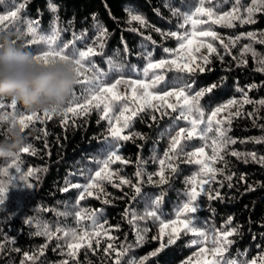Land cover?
Segmentation results:
<instances>
[{"label": "trees", "instance_id": "16d2710c", "mask_svg": "<svg viewBox=\"0 0 264 264\" xmlns=\"http://www.w3.org/2000/svg\"><path fill=\"white\" fill-rule=\"evenodd\" d=\"M24 2L25 0H5L4 4H0V14H5L14 5ZM49 3L57 7L55 14L49 10ZM250 3L251 0H240L241 14H244L243 9ZM234 4L235 0H209L205 6L212 7L217 14H223L230 11ZM197 6L198 0H27L25 9L20 13V21L11 29L25 32L26 21H38V32L50 35L53 19L58 17L56 27L61 30L59 43L62 45L71 41L73 34H84L83 39L76 42V47L83 50L87 45H93L97 36L96 24L99 23L107 30L108 36L104 42L103 54L92 57V62L104 73H109V60L122 67V71H114L105 76L104 83L110 84L123 78L127 81L143 80L151 84L154 75H160L163 79L149 89L157 95L186 84L192 86L193 92L217 85L200 101L206 114L229 100H240L242 93L238 89L247 92L252 101L264 100V72L257 71V60L264 58V43L241 38L234 46L231 44V40L249 32L256 33L257 39H264L261 36L264 33V12L255 14V23L241 24L236 21L233 27L212 23L207 17H200L205 23L198 24L196 31H215L218 38L213 40L211 37L192 36L194 30L190 23L183 28L179 27L183 23V14H191ZM174 9L181 15H174ZM130 13L141 15L148 26L142 27L137 22L129 23ZM155 29L181 35L187 30L193 43L187 45V41L164 38ZM31 39L30 36L23 37L26 50L35 55L47 50L43 42L27 43ZM182 42L186 44L184 49L180 47ZM208 43L216 49L215 53L208 52ZM249 44L259 54L256 59L251 53L242 56V49ZM224 45H228V48ZM197 47L199 51H196ZM165 48L171 51L165 52ZM190 57H195L196 62L202 64L205 70L191 74L180 71L176 65L183 67L186 61H190ZM203 57H208V63L204 64ZM149 59L152 62L161 59L175 60L176 65L149 70L146 76L144 69ZM244 60L247 61L246 64L242 63ZM249 85L256 87L249 90ZM118 90L129 99L114 105L109 119H101L102 108H93L87 114L76 116L68 113L66 123L63 112L45 119L43 111H37L41 119L34 120L22 133L21 146L30 145L34 154L20 153L21 171L26 173L29 168L34 170V174L27 178L31 188L25 186L20 173L12 168H9L12 177L9 182L2 172L12 159L0 157V183L7 187L6 202L0 205V264H21L25 260V253L37 257L34 262L26 261V264H62L65 260L69 264H115L121 246L128 249L121 257V264H129V261H139L149 256L159 247L161 241L154 237H159L162 224L167 225L176 219V213L188 199L191 186L187 181L197 174L199 165L188 163L185 154L171 161L166 159L170 135H175L180 127L188 126L184 120H174L178 113L171 109L162 116L163 108L158 111L145 106L132 118L130 126L122 130L123 135L132 138L126 141L113 140L109 130L113 125L121 126L122 122L117 124L116 120L120 112L125 107L132 111L140 108L131 99L129 84H120ZM142 91L138 89V92ZM84 94L81 85L75 84L63 109L77 98L83 103ZM167 99L175 102L173 97ZM9 102L0 100L5 105ZM151 103L160 105L163 102L153 100ZM10 111L2 108L0 115H6ZM231 111L235 112L236 108L233 107ZM241 111L240 116L232 118L230 125H224L230 129L227 135L236 143L228 145L223 153L224 162L214 165L223 169V172L217 173L215 179L205 185V191L196 201L197 212L189 215L196 227L210 234L213 229H238V234L230 237L233 243L224 254V260L251 264L253 259L264 256V165L251 158L246 162L243 154L255 153L258 158L264 157V142H255L256 139L264 141V106L244 104ZM30 113L17 105V116ZM227 115V112L221 113V117ZM9 127L10 122L0 123V144L10 142L7 134ZM210 145L211 139L205 146L204 141L196 138L185 141L183 151L188 153L205 146V153L211 156ZM19 149L14 152L18 153ZM116 149L126 162L115 161L109 165L113 175L111 181L101 182L104 194L93 189L95 195H86L84 200H79L82 189L62 191L69 183H87V176L99 170L103 160ZM233 151L242 154L240 158L231 155ZM162 159L165 160L166 183H160V176L156 175L161 169ZM169 163L175 165V172L168 167ZM138 171L141 173L139 176ZM228 176L232 179L228 180ZM121 178L130 181V184L120 185ZM136 187L140 188L139 193L136 192ZM216 193H219L218 198L209 199V195L215 196ZM105 199L108 203L103 202ZM157 200L159 204L155 203ZM150 210L156 211L158 218L137 219L130 223L133 213L137 217H143ZM78 212H96L95 224L108 229L113 239L108 240L102 235L97 245L93 238L91 247H81L76 256L70 258L66 253L71 237L65 239L61 232L57 233L60 239L49 240L44 235L36 234L45 225L52 231L58 227L75 231L77 236L83 235L85 231L92 232L94 222L85 218L78 221ZM229 217L231 223L226 224ZM138 229L144 238L140 244H137ZM170 230L172 226L165 228L166 233L171 232ZM193 239L198 238L192 233H182L175 244L166 247L157 256H149L145 264H184L190 258L191 264H203L204 260L211 258L213 245L211 241L203 245H192ZM109 243L114 250L106 253L104 249ZM200 247L208 249L203 257L195 255Z\"/></svg>", "mask_w": 264, "mask_h": 264}, {"label": "snow or ice", "instance_id": "6c2138e0", "mask_svg": "<svg viewBox=\"0 0 264 264\" xmlns=\"http://www.w3.org/2000/svg\"><path fill=\"white\" fill-rule=\"evenodd\" d=\"M27 0L24 3H19L14 5L12 10H8L5 14H0V31L10 30L17 22L20 21V13L25 9ZM5 0H0V4H4ZM209 3V0H198V6L195 8L194 12L191 14H183V23L179 27L183 28L187 24H191L192 36L199 37H211L213 40L217 39V33L215 31H196L197 25L205 23L200 17H207L212 23L221 24L226 27H233L234 22L239 21L241 24H251L255 23L254 16L258 12H264V0H251L250 5L243 9L244 14H241V4L240 0H235V4L230 11H226L223 14H217L212 7H206L205 5ZM49 10L52 13L58 11L57 7L49 3ZM174 15H181L178 10H173ZM130 19L129 23L137 22L142 27H147V21L138 14H129ZM58 17L53 19V27L50 35L40 34L38 32L39 22H33L31 20L26 21V31L22 32L23 36L32 37L31 40H28L27 43H38L43 42L47 46V50L42 51L40 54L35 55L37 61H42L47 64L50 59H60V60H70L74 65V72L76 76L75 83L81 85L84 89V95L82 97L83 103H80V98L74 100V102L67 108L63 109V114L65 116L64 123L67 122V114L72 113L74 116L87 114L93 108L101 109L103 115L101 119H109V113L113 111L114 105L117 103L126 101L129 97L125 94H121L118 90V86L122 83L129 84L131 87V99L140 105V108L137 111H132L130 108L125 107L121 112L120 116L116 118L117 124H121L120 127L113 125L110 128V136L113 140L116 141H126L132 137L129 135H123L122 130L130 126V121L133 117L137 115L138 111L144 109L145 106H151L156 110L161 108L164 111L161 112V115L167 114V110L171 109L172 112L178 113L174 120H184L187 127H180L176 131L175 135H170L169 149L165 152V157L167 160L171 161L172 159L178 157L181 154H185L188 157V163H195L199 165V171L196 175L191 177L187 183L191 186L188 192V199L183 204V206L176 213V219L169 222V224H162L160 228L159 237H154V239H159L161 241L159 247L151 252L149 256H157L162 252L166 247L171 246L176 243L182 233H192L198 239H193L191 241L192 245H203L207 241H211L213 247L211 248V258L204 260L203 264H239L237 260H224V254L229 250V247L232 245L233 241L230 239L235 234H238V229L236 228H223L220 230L213 229L211 234L208 231L201 230L195 226L193 218L189 214L197 212L196 201L198 197L205 191V185H207L211 180H214L217 173H222L223 169H218L214 165L217 162H224L223 153L227 150L229 144H234L236 141L227 135L229 128L225 127V123L231 124L232 118L235 116H240L242 114V108L244 104L255 103L260 106H264V100L252 101L248 97V93L243 89H238L242 93V98L240 100L232 99L226 102L225 104L216 107L211 111L210 114H206L201 106V99L205 97L208 93L212 92V89L217 85H212L207 88H202L199 91L193 92L192 86L186 84L181 88H174L171 91L164 92L163 95H157L151 91L150 88H154L160 80L163 79L160 75H154L152 78V83H146L143 80H132L127 81L123 78L116 79L113 83H104L103 78L109 73L114 71H122L120 65L114 64L111 60L107 61L109 64V73H104L96 68L95 64L92 62V57L97 55H102L104 42L108 36L107 30L103 25L97 23V36L93 42V45H87L85 49L81 50L76 47V42L83 39L84 34L76 36L73 34V39L67 43L60 44L59 37L61 30L56 27L58 23ZM135 30V29H132ZM159 32L164 38L173 37L181 41H187V45L193 43L192 38L187 34L181 35L177 32L163 33L160 29H155ZM264 36V33L261 34ZM151 39V37H147ZM241 38L250 39L258 43H264V39H257L256 33H246L242 36H238L235 39L231 40V44L234 46L237 41ZM155 43V41H153ZM181 49L186 47L185 43H181ZM225 48H228V45H224ZM99 49V50H97ZM127 50V49H125ZM208 52L215 53L216 49L211 43L207 44ZM165 52H170V49L165 48ZM196 51H199V48H196ZM251 53L253 58L258 57V53L252 48L251 44L244 46L242 49V56ZM204 64L208 63V57H203ZM242 63H247L246 60ZM257 71L264 72V58L257 60ZM171 65H176L175 60L161 59L159 61L152 62L149 59V63L144 69V73L147 76L149 70L154 69H163ZM180 71H187L188 73H195L196 71L203 72L205 69L202 64L196 62L195 57H190V61H186L181 67L176 65ZM91 72V75L89 73ZM256 87V85H249V90ZM138 89H142V92H138ZM175 98V102H169L167 98ZM153 100L162 101L160 105L152 104ZM235 107L236 111L232 112L231 109ZM7 108L11 111L6 115H0V123L10 122L11 125L18 126L20 131L23 133L34 120H40L41 115L37 112H31L30 114H20L16 115L17 104L15 102H9L7 105L0 103V109ZM227 112L228 115L221 117V113ZM130 113V115H126ZM53 113L47 110L43 111V118L51 119ZM252 115V114H250ZM155 119V117H153ZM214 134V135H213ZM199 138L205 142L207 146V141L211 139V150L212 155L208 156L205 153V146L196 148L192 152L184 153V142ZM257 143L264 142L261 139H256ZM20 153H33L34 149L29 146H23L19 149L18 153H11L7 157L12 159V162L8 164L6 168L3 169L2 175L8 177L9 182L12 177L9 174V168L15 169L16 172L20 173V178L24 180L25 186L31 188L32 185L27 183V178L34 174V170L29 168L26 173L21 171L20 168ZM231 155L240 158L242 154L235 151L231 152ZM245 161L247 162L248 158H251L253 161L264 165V157H257L255 153L243 154ZM115 161L126 162L122 160V157L118 154V149L112 150L110 154L103 160L102 167L99 170L95 171L94 174L87 176V183L81 184H71L69 183L62 191H69L70 188L82 189V192L79 196V200H84L85 196H93L95 193L93 189H98L101 194H104V189L101 186V182L112 180V172L109 169V165ZM161 169L156 175L160 176V183H166L164 177V165L165 160H160ZM168 167L171 168L173 172L177 169L175 165L169 163ZM83 174V173H81ZM141 175L138 171L137 176ZM151 179V177L149 178ZM228 180H231L232 177L228 176ZM130 184V181L121 178L120 185ZM119 186V185H114ZM231 186V185H229ZM199 189V190H198ZM136 192L139 193L140 188H135ZM219 197V193H216L215 196L209 195V199H216ZM99 198V196H96ZM7 199V187L0 183V205H4ZM104 203H108V200L105 199ZM159 204V200L155 202ZM59 214V213H58ZM96 212L84 214L82 212L76 213L78 221L81 218L90 219L94 222V230L92 232L85 231L83 235L77 236L75 231L64 230L63 228H56L55 231H52L50 227L45 225L43 230L38 231L37 235H44L49 240L60 239L61 237L57 233H63V238L68 239L71 237V242L67 243V255L70 258H74L81 247L92 246L93 238L97 245L99 244V238L103 235L107 237L108 240H112L113 237L110 235L108 229H105L103 225L95 224ZM132 223L137 219H147L158 218L157 213L154 210L146 211L143 217H137L134 213L132 214ZM31 223V221H26ZM231 223V217L226 222V224ZM172 226L171 232H165V228ZM167 237L165 240L164 238ZM143 235L140 230H137V244L143 243ZM46 247V245H45ZM114 250V247L111 243L107 245V248L104 249L106 253H109ZM127 247L121 246L120 251L117 252V259L115 264H121V257L127 253ZM208 251L206 247H200L199 252L195 255L203 257L204 254ZM40 254H43V248L40 250ZM25 260L21 264H26V261H35L37 257L35 255H29L25 253ZM149 256L141 258L139 261H129V264H145V261L149 259ZM62 264H69L67 260L63 261ZM184 264H191V258L188 261H185ZM251 264H264V256L253 259Z\"/></svg>", "mask_w": 264, "mask_h": 264}, {"label": "clouds", "instance_id": "9594fccd", "mask_svg": "<svg viewBox=\"0 0 264 264\" xmlns=\"http://www.w3.org/2000/svg\"><path fill=\"white\" fill-rule=\"evenodd\" d=\"M19 30L0 31V100L15 102L30 112L60 114L75 86L74 65L70 60L50 59L47 64L26 50ZM10 142L0 144V157L22 146L18 126L7 129Z\"/></svg>", "mask_w": 264, "mask_h": 264}, {"label": "rangeland", "instance_id": "374dc122", "mask_svg": "<svg viewBox=\"0 0 264 264\" xmlns=\"http://www.w3.org/2000/svg\"><path fill=\"white\" fill-rule=\"evenodd\" d=\"M170 231H172V230H170Z\"/></svg>", "mask_w": 264, "mask_h": 264}]
</instances>
